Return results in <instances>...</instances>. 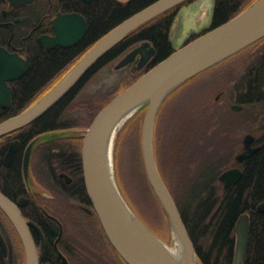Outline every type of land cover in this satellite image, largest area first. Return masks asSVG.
Instances as JSON below:
<instances>
[{
    "label": "water",
    "instance_id": "obj_1",
    "mask_svg": "<svg viewBox=\"0 0 264 264\" xmlns=\"http://www.w3.org/2000/svg\"><path fill=\"white\" fill-rule=\"evenodd\" d=\"M31 0H10L23 4ZM91 3L94 0H83ZM186 0H156L143 9L122 20L99 38L67 71V73L43 96L27 108L0 121V136L20 129L36 121L63 99L90 71V69L131 31L155 16L183 3ZM22 2V3H21ZM53 36L38 37L44 49L56 46L68 48L77 44L85 35L87 23L78 12L58 13L52 19ZM171 34V31H170ZM264 37V0H255L227 21L210 28L193 40L173 47L164 59L142 73L128 87L117 93L93 117L86 128L80 149L81 167L86 192L100 219L111 245L126 264H199L195 247L180 209L165 183L156 162L154 151V129L161 104L167 95L178 86L234 55L253 42ZM140 54L138 69L144 68L155 54L148 41L134 46L116 64L120 68ZM29 62L8 52L0 46V110L10 105L11 87L7 81L20 78L28 69ZM145 105L142 119L140 147L145 174L154 195L158 199L168 220L171 235L175 238V253L136 214L116 185L109 166V145L114 131L123 118ZM234 105L233 109H239ZM32 140L24 154V172L28 164ZM243 159L256 149L251 146L252 134H246ZM12 143L7 152L11 157L16 150ZM241 176L239 168L223 170L218 179L223 188H230ZM0 208L16 228L22 241L26 264H39L37 250L26 221L18 206L0 192ZM264 213V201L257 205ZM247 213L239 216L235 223V252L233 264H242L248 245L249 218ZM0 249L5 253L6 242L0 233ZM65 264L66 257L59 251ZM221 264H225L222 262Z\"/></svg>",
    "mask_w": 264,
    "mask_h": 264
},
{
    "label": "trees",
    "instance_id": "obj_2",
    "mask_svg": "<svg viewBox=\"0 0 264 264\" xmlns=\"http://www.w3.org/2000/svg\"><path fill=\"white\" fill-rule=\"evenodd\" d=\"M154 1L156 0H94L84 3L77 0L74 9L85 17L87 23L84 37L68 48L56 46L47 50L33 43L28 73L14 85L12 102L0 111V121L18 114L37 101L99 38L122 20ZM193 1L195 0H186L131 31L108 51L63 99L39 119L23 127L21 133L34 137L55 128H82V133L76 135L78 143L74 148L76 155L80 157L84 129L117 93L173 51L170 39L171 25L180 7ZM252 1L214 0L209 28L232 18ZM205 31L206 29L190 35L185 43ZM143 41H148L155 48V54L131 83L123 82L119 91L108 99L94 95L75 102L90 79L131 47ZM225 61L226 59L217 65ZM248 67L249 65H242L241 68L246 69L245 77L251 69ZM233 74L229 75V80ZM182 85L167 95L159 109L155 123L154 151L158 169L178 204L193 241L198 262L232 264L235 223L241 214L247 213L249 236L242 264H264V213L256 210V206L264 201V145L243 165V174L235 185L224 190L218 181V175L221 167L228 163L239 140L233 135L234 131L225 126L224 114L219 117L220 123L215 127H212V122L209 121L212 117L205 121L202 115L188 116L189 106L183 99L184 95L178 91ZM249 101L252 103V100H244L246 104ZM145 107H139L131 116L132 123L138 120L140 128ZM132 153L136 167L140 168L141 177L147 181L138 142L132 147ZM133 206L136 208L135 204ZM137 212L140 214L138 210ZM161 223L162 228L169 232L165 216Z\"/></svg>",
    "mask_w": 264,
    "mask_h": 264
},
{
    "label": "flooded vegetation",
    "instance_id": "obj_3",
    "mask_svg": "<svg viewBox=\"0 0 264 264\" xmlns=\"http://www.w3.org/2000/svg\"><path fill=\"white\" fill-rule=\"evenodd\" d=\"M76 1L31 0L20 4L1 0L0 46L17 54L23 62H29L27 71L20 78L7 81L11 87L10 104L14 85L26 76L30 68L32 44L39 45L40 36H53L55 32L52 19L58 13L77 12L74 9ZM133 48L134 46L122 56ZM139 58L140 54H137L122 69H127L131 74H139L142 70L136 66ZM221 65L217 75L221 82L219 96L212 100V106L216 109H206L207 101L203 104V112L207 110V114L209 111L211 115H204L203 112L200 115L205 121L212 117L209 121L214 125L215 116L226 107L222 98L229 92L235 95L229 107L245 114L241 122L248 127L242 138H238L242 149L232 157L234 149L230 155L234 159L228 168H239L242 176L243 165L264 145V37ZM242 65L251 67L247 77L246 69L241 70ZM232 73L233 77L229 80ZM244 100H252V103L249 101L246 104ZM234 105L240 108L235 110ZM22 128L17 129L19 132L14 130L0 136V192L18 206L34 241L39 264H65L59 251L69 264H126L108 240L86 192L81 156H77L74 149L78 143L77 137L64 132L65 129L62 128L51 129L33 137L31 134L21 133ZM248 133L252 134L251 146L256 150L240 159L238 156L244 152L243 140ZM34 139L26 176L24 154L28 144ZM12 143L17 148L11 157H7ZM218 181L223 188V183L219 179ZM0 233L6 242L5 253L0 249V264H26L19 234L1 208Z\"/></svg>",
    "mask_w": 264,
    "mask_h": 264
},
{
    "label": "rangeland",
    "instance_id": "obj_4",
    "mask_svg": "<svg viewBox=\"0 0 264 264\" xmlns=\"http://www.w3.org/2000/svg\"><path fill=\"white\" fill-rule=\"evenodd\" d=\"M214 0H195L185 4L178 10L175 20L171 26V42L175 47H179L185 43L187 38L199 31L206 29L211 24V15L213 11ZM205 14L203 19L207 22H200L202 25L198 27L200 14ZM120 60V57L104 67L92 79H90L78 94L76 101L88 99L94 95L101 96L102 99H108L115 95L123 82L131 83L138 74H131L127 69L115 68V64ZM222 65L212 66L195 77L191 78L178 90L184 95L183 99L189 106L188 116H199L204 111L203 104L208 101L207 107L209 111H215L216 107L212 106L214 97L219 96L221 82L218 78V70ZM182 90V91H181ZM233 93H228L222 99L225 100L226 107L222 112H219L214 119V125L217 126L220 122L219 117L225 115V126L232 129L233 135L237 138H242L245 133V128L248 126L243 124L241 120L245 114L233 111L229 104L233 103ZM203 112L210 116L211 114ZM186 113V111H185ZM132 113L123 122L120 129L117 131L114 148H113V163L110 166L112 177L116 182L117 187L122 192L123 196L130 204L136 214L154 231L168 246L175 248L176 241L169 232L162 228V219L166 215L154 195L149 182L145 181L140 175V168L136 167L132 147L135 143L140 144L141 128L138 125V120L132 123ZM131 117V118H130ZM245 118V117H244ZM64 132L71 135H80L82 128L66 129ZM85 130L83 131L84 134ZM234 137V138H235ZM242 149V143L235 146V152L232 155L239 153ZM134 152V151H133ZM234 158L221 167V171L228 168L232 164ZM220 171V172H221ZM146 176V174H145ZM220 183V182H219ZM222 186V184L220 183ZM177 192V191H176ZM182 193H180L181 195ZM135 204L136 208L133 206ZM140 212V214L137 212ZM163 217V218H162ZM167 219V218H166ZM164 222V220H163ZM168 222V220H167ZM169 226V223H168ZM170 228V226H169Z\"/></svg>",
    "mask_w": 264,
    "mask_h": 264
},
{
    "label": "bare ground",
    "instance_id": "obj_5",
    "mask_svg": "<svg viewBox=\"0 0 264 264\" xmlns=\"http://www.w3.org/2000/svg\"><path fill=\"white\" fill-rule=\"evenodd\" d=\"M128 116H126L125 118L122 119V121L120 122V124L117 126L116 130L114 131L113 135H112V138H111V141H110V145H109V152H108V157H109V165L111 166V164L113 163V148H114V143H115V138H116V134H117V131L120 129V127L122 126L123 122L125 121V119L127 118ZM167 245V244H166ZM168 249L172 252V253H175V249L170 246H168Z\"/></svg>",
    "mask_w": 264,
    "mask_h": 264
},
{
    "label": "crops",
    "instance_id": "obj_6",
    "mask_svg": "<svg viewBox=\"0 0 264 264\" xmlns=\"http://www.w3.org/2000/svg\"><path fill=\"white\" fill-rule=\"evenodd\" d=\"M204 17H205V14L201 13V14H200V18H199V20H198V27L201 26L204 22H205V23L207 22L206 19H203ZM202 21H203V23L201 24L200 22H202Z\"/></svg>",
    "mask_w": 264,
    "mask_h": 264
}]
</instances>
